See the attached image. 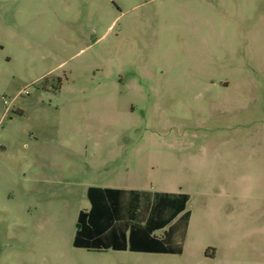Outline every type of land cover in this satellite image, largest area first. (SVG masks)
Returning <instances> with one entry per match:
<instances>
[{
    "label": "rangeland",
    "instance_id": "rangeland-1",
    "mask_svg": "<svg viewBox=\"0 0 264 264\" xmlns=\"http://www.w3.org/2000/svg\"><path fill=\"white\" fill-rule=\"evenodd\" d=\"M50 2L0 0V264H264V0ZM90 186L189 194L183 254H77Z\"/></svg>",
    "mask_w": 264,
    "mask_h": 264
},
{
    "label": "trees",
    "instance_id": "trees-1",
    "mask_svg": "<svg viewBox=\"0 0 264 264\" xmlns=\"http://www.w3.org/2000/svg\"><path fill=\"white\" fill-rule=\"evenodd\" d=\"M73 248L91 252L181 254L190 211L186 193L88 187Z\"/></svg>",
    "mask_w": 264,
    "mask_h": 264
},
{
    "label": "crops",
    "instance_id": "crops-1",
    "mask_svg": "<svg viewBox=\"0 0 264 264\" xmlns=\"http://www.w3.org/2000/svg\"><path fill=\"white\" fill-rule=\"evenodd\" d=\"M25 2H28L29 0H24ZM49 3H52L50 2L51 0H48ZM28 6V5H27ZM26 6V7H27ZM33 7V6H31ZM94 35V34H93ZM92 33L89 35L90 36H93ZM90 187H97V186H90ZM102 188H106V187H102ZM109 188V187H107ZM118 189V188H117ZM87 190V189H86ZM86 190H85V195H86ZM126 190H135V189H126ZM141 191V190H140ZM164 193H181V192H164ZM187 194V193H186ZM189 195V194H188ZM190 196V195H189ZM191 198V197H190ZM190 201V200H189ZM187 209H188V206H187ZM189 210V209H188ZM190 211V210H189ZM191 219H192V213L190 211V217H189V220H188V223H187V230H186V236H185V239L183 241V247H182V250H181V254L179 255H182L183 252H184V249H185V245H186V240H187V235H188V231H189V227H190V223H191ZM74 251L77 253V254H103V253H106V252H91V251H86L84 249H79V248H74ZM84 252V253H83ZM113 252H117V251H113ZM124 252H129V251H124ZM130 253H135V254H149V253H137V252H130ZM153 255H172V256H178V255H173V254H153Z\"/></svg>",
    "mask_w": 264,
    "mask_h": 264
}]
</instances>
